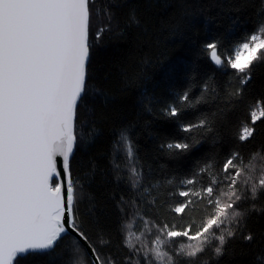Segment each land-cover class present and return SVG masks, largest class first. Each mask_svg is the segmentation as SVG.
Masks as SVG:
<instances>
[{"label":"snow or ice","instance_id":"obj_1","mask_svg":"<svg viewBox=\"0 0 264 264\" xmlns=\"http://www.w3.org/2000/svg\"><path fill=\"white\" fill-rule=\"evenodd\" d=\"M119 6L117 0H0V264H21L35 255L60 256L56 250L69 238L65 264H117L101 251L110 240L101 232L94 243L83 226L80 205L86 196L81 181L73 179L72 160L86 142L83 125L78 126V107L97 99L106 106L113 99L91 84L90 64L101 37L114 31V22L118 25L112 9ZM259 15L264 16V0ZM131 25H140L135 10L129 13L127 26ZM204 51L217 68L235 70L240 87L229 97L239 101L254 67L264 62V21L230 49L214 40ZM153 99L145 93L140 102ZM177 99L180 107L169 104L163 109L177 121L185 108L201 102L191 101L187 90ZM88 111L94 116L93 109ZM248 116L249 121H239L234 135L241 146L253 137L257 122L264 121V101L257 100ZM179 127L183 133L212 132L213 122L202 117ZM95 132L91 128L87 136ZM191 139L192 143L182 140L161 147L170 154H184L201 142ZM111 164L118 183L135 190L132 199L121 195L117 203L122 216L135 220L141 215L138 201L154 207L163 185L147 182L150 177L145 176L127 129L113 140ZM174 182H164L169 186L167 200L185 199L169 203L170 211L184 214L194 197L205 205L202 223L193 231L194 222L178 230L174 224L154 221L147 235L125 231L122 223V246L129 253L122 264H207V250L218 261L246 226L247 216L260 211L255 202L264 196V147L247 158L233 148L219 167L216 158L209 157L179 180L178 188L171 187ZM87 201L85 213L94 215L90 195ZM246 203L248 207H242ZM153 228L156 235L149 243ZM242 239L251 243L254 236L249 232ZM252 264H264V250L254 254Z\"/></svg>","mask_w":264,"mask_h":264},{"label":"trees","instance_id":"obj_2","mask_svg":"<svg viewBox=\"0 0 264 264\" xmlns=\"http://www.w3.org/2000/svg\"><path fill=\"white\" fill-rule=\"evenodd\" d=\"M117 3L120 6L112 10L118 25L114 22V31L101 37L90 64L91 84L104 89L113 99L106 106L97 99L78 107V126L83 125L86 142L74 154L72 173L74 181L79 179L84 185L86 199L80 205V219L85 230L94 243L102 232L110 244L101 251L122 264L129 255L122 246L119 231L122 223L128 227L136 221L132 231L145 235L154 221L174 224L178 230L194 222L195 231L207 215L204 203L194 197V205L184 214H173L168 204L185 198L168 201L166 179H174L171 187L178 188V181L190 176L209 157H215L219 167L233 148L247 158L249 153L264 147V121L257 122L253 137L242 146L234 139L239 121H249L250 107L257 100L264 101V62L254 67L242 99L236 101L229 97L240 87L235 70L217 68L204 51V46L214 40L230 49L246 32L252 33L264 16L259 15L261 0H117ZM131 10H135L140 20L139 26H127ZM186 90L191 101L200 98L201 102L185 108L179 121L165 116L163 109L169 104L181 106L177 97ZM145 93L154 99L142 104ZM88 109L94 110V116ZM202 117L213 122L212 132L180 130L179 125L196 123ZM91 128L96 132L89 138ZM123 129H127L134 143L145 176L150 177L147 182L160 181L163 185L154 207L138 201L141 215L135 220L130 215L122 216L117 208L121 195L132 199L135 190L125 182L118 183L111 164L113 140ZM191 137L201 142L184 154H170L161 147L182 140L192 143ZM89 195L95 205L94 215L85 213ZM255 203L260 211L247 216L246 226L237 238L229 241L218 261L211 259L210 250L203 254L207 264H252L254 254L264 250V196ZM242 207L247 208L248 204ZM249 232L254 236L251 243L242 239ZM155 235L153 228L149 243ZM70 244V238L62 242L56 250L60 256H30L22 259L21 264H65Z\"/></svg>","mask_w":264,"mask_h":264},{"label":"rangeland","instance_id":"obj_3","mask_svg":"<svg viewBox=\"0 0 264 264\" xmlns=\"http://www.w3.org/2000/svg\"><path fill=\"white\" fill-rule=\"evenodd\" d=\"M135 224H136V221H134V223L130 222L128 224L127 231H132V228L134 227Z\"/></svg>","mask_w":264,"mask_h":264}]
</instances>
